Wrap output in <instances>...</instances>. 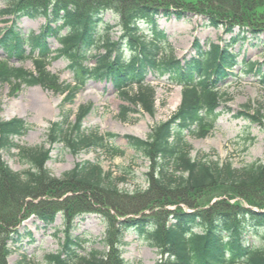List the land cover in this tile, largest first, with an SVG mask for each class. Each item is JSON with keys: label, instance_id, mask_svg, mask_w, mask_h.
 Segmentation results:
<instances>
[{"label": "trees", "instance_id": "trees-1", "mask_svg": "<svg viewBox=\"0 0 264 264\" xmlns=\"http://www.w3.org/2000/svg\"><path fill=\"white\" fill-rule=\"evenodd\" d=\"M174 2L7 0L0 15L13 20L11 27L0 32V47L6 54V59L0 60V82L41 86L65 97L58 120L49 128V149L20 146L16 140L27 135L28 123L20 118H0V264H7L12 253L10 241L20 238L19 227L32 215L47 228L59 215L64 220L61 251L48 256L46 264H127L121 247L128 232L158 250L164 259L157 264H264V160L238 169L232 163L212 160L210 155L195 158L187 139L205 137L214 128L220 115L217 111L230 101L222 86L237 77L236 70L254 74L264 83V62H247L243 47L231 50L239 42L264 48V18L254 16L257 8H264V0ZM108 12L120 20L123 33L117 41L110 37L113 27L105 20ZM190 12L208 18L212 26L224 25L230 41L205 49L195 39V54L190 58L165 54L163 47L169 44V37L159 27L160 15L179 22ZM23 18H45L46 24L39 34H25L18 26ZM143 23L148 29L142 28ZM236 26L246 28L236 32ZM51 40L61 45L56 56H52ZM34 57L36 73L9 63ZM58 58L69 60L75 88L48 71L49 61ZM149 77H167L183 91L177 113L156 126L147 140L124 138L151 163L148 190L123 193L119 185L126 182L124 178L90 162L77 164L63 179L54 177L46 165L55 146L78 154L93 147L106 148L108 141L118 138L85 133L83 122L92 106L80 108L76 115L66 109L80 89L88 81L109 83L129 103L121 109L123 118L129 111H137L131 106L155 116L156 90L146 85ZM241 117L264 125L260 112L254 116L242 112L237 118ZM13 151L29 165L23 174L2 158L3 153ZM111 151L113 158L124 155L120 148ZM66 195L72 196L63 200ZM222 195L230 198L211 203ZM237 197L247 204L231 203ZM169 206L175 209L168 210ZM103 210L109 214L103 241L107 250L89 249L88 240L73 236L74 220Z\"/></svg>", "mask_w": 264, "mask_h": 264}, {"label": "rangeland", "instance_id": "rangeland-1", "mask_svg": "<svg viewBox=\"0 0 264 264\" xmlns=\"http://www.w3.org/2000/svg\"><path fill=\"white\" fill-rule=\"evenodd\" d=\"M174 1L181 4L196 3V0H171L175 3ZM7 6V0H0V12ZM160 16L159 27L169 37V44L164 45L163 52L179 59L190 58L195 54L192 46L195 39H199L205 49H208L210 44L224 46L231 39V35L224 32V25L220 23V27L212 26L208 18L197 15L195 12H192L186 20L179 22L174 18L167 20L162 17L163 14ZM254 16L257 19L264 18V8H257ZM105 20L113 27L111 39L119 40L122 29L118 17L108 12L105 14ZM45 23L44 18L22 19L18 26L25 34L39 33ZM10 25V17L0 16V32ZM142 26L143 29H148V24L143 23ZM243 28L236 26L235 31L238 32ZM262 36L264 38V34ZM250 44V42L245 44L239 42L231 50L239 51L243 47L247 51V62H264V48L253 47ZM50 47L53 51L60 49L55 40H51ZM5 58L6 54L0 47V60L4 61ZM35 60V58L25 61L12 59L9 63L11 66L36 73ZM69 64L70 62L65 58L53 59L48 63V70L53 75L59 76L61 82L71 83L74 88ZM235 73L237 77L222 86V90L228 92L230 101L218 110L221 115L218 116L214 128L205 137L188 136V142L194 148L193 157L202 158L204 155H210L212 160L229 162L240 169L264 160V125L253 124L242 117L237 118L242 116V112H248L251 116L260 112L264 117V83L254 74L242 73V69L236 70ZM146 84H150L156 90L155 116H151L139 106L137 108L131 106L137 111H129L128 116L123 118L121 109L124 106L128 107L129 103L123 99L122 95L118 94L109 83L87 82L78 92L74 103L68 105L66 109L77 114L80 108L92 106L91 112L83 122L85 133H97L101 136L114 134L118 138L108 141L106 148L93 147L78 154L70 152L62 145L55 146L51 150L52 158L46 165L52 175L63 179L77 164L90 162L99 164L105 172H111L116 178H124L126 182L119 185L123 193L135 194L140 190H148L147 175L150 172L151 163L142 153L131 149L124 138L133 136L147 140L156 126L167 121L178 110L182 98V87L171 84L167 78L149 77ZM63 98L64 96L41 86L16 87L0 82V117L5 121L21 118L28 123L27 135L16 140L20 146L49 149L48 131L51 123L59 118ZM113 147L120 148L124 155L113 158L111 151ZM2 156L4 162L15 172L23 174L29 170V165L21 160L17 151H13L12 154L3 153ZM71 196L66 195L63 200ZM228 198H230L228 195L218 196L213 198L211 203ZM230 201L247 204L239 197ZM167 208L172 209L171 206ZM183 208L190 209L187 205H183ZM110 213L113 217L115 216V212L110 210ZM108 217V211L103 210L101 213H92L75 219L73 236L86 238L89 241V249L107 250L103 241L108 233ZM63 231L64 220L61 215L58 216L56 223L48 228L32 215L19 227L20 238L10 241L9 249L12 253L7 258V264H46L48 256L60 252L64 238ZM123 242L121 250L127 264H157L163 259L157 249L138 240L134 233H127Z\"/></svg>", "mask_w": 264, "mask_h": 264}]
</instances>
